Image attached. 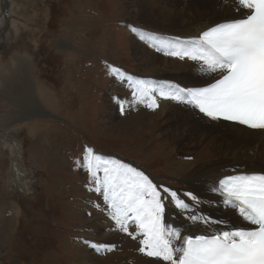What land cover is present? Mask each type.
Here are the masks:
<instances>
[{
	"label": "rangeland",
	"instance_id": "rangeland-1",
	"mask_svg": "<svg viewBox=\"0 0 264 264\" xmlns=\"http://www.w3.org/2000/svg\"><path fill=\"white\" fill-rule=\"evenodd\" d=\"M154 1L175 13L178 8L174 6H184L188 11L181 1ZM210 2L190 0L195 9H220L218 2ZM140 6L141 0H11L6 5V10L18 15L16 22L9 19L8 27L2 30L0 143L16 142L19 154L12 156L19 169L12 170L11 156L0 147V215L6 219L0 225V264H89L84 257L95 264L158 263L157 258L139 253L138 242L132 244L131 239L106 257L95 258L94 249L84 247L86 240L104 243L93 220L96 217L99 222L100 213H105L93 206L104 205L101 196L88 191L87 171L83 168L79 173L72 167L73 156L84 153L85 146L95 154L132 164L155 184L167 186L194 203L184 195L191 192L200 201L198 206L203 196L185 179L189 173L198 168L202 173L236 171L232 167L237 158L233 146L226 154L218 148L209 150L205 143L186 147L187 140L191 141L190 126L187 140L182 131L172 135L179 124L171 123L166 131V114L155 111L152 122L143 120L139 103H132L133 90L126 80L123 88L126 83L127 90L115 88L108 65L134 75L142 68L139 54L147 58L159 52L153 46L159 45L158 38L148 37L142 54L134 43L132 27L139 26L147 35L144 30L153 25L154 36L174 38L168 32L158 33L165 31L164 27H155V22L139 13ZM161 52L155 53L159 58L153 63L161 62L160 56L172 57ZM141 79L153 81L151 76ZM28 92L33 108L25 106ZM37 104L43 115L32 110ZM10 133L13 138L8 137ZM185 162L188 164L181 170ZM22 169L25 173L20 172ZM3 178L9 195L2 194ZM3 196L10 203L9 209L2 207ZM171 207L175 205L166 203V219Z\"/></svg>",
	"mask_w": 264,
	"mask_h": 264
},
{
	"label": "snow or ice",
	"instance_id": "snow-or-ice-1",
	"mask_svg": "<svg viewBox=\"0 0 264 264\" xmlns=\"http://www.w3.org/2000/svg\"><path fill=\"white\" fill-rule=\"evenodd\" d=\"M234 4L238 17L214 23L188 40L177 37L153 45L167 56L197 62L210 77L206 86L157 84L112 65H108L109 73L130 83L133 103L155 110L160 97L189 105L212 120L264 130V0H234ZM132 31L145 38L142 30L132 27ZM120 110L124 111L123 103ZM82 159L80 166L89 176L88 191L101 196L104 205L93 206L107 214L116 231L138 242L139 253L164 264H264V174H228L211 189L250 227L194 235L166 220V203L189 213L186 219L192 223L211 226L226 221L198 214L197 196L184 193L194 202L189 204L177 191L155 184L130 163L95 154L89 146ZM84 243L98 253L114 249L106 243Z\"/></svg>",
	"mask_w": 264,
	"mask_h": 264
},
{
	"label": "bare ground",
	"instance_id": "bare-ground-1",
	"mask_svg": "<svg viewBox=\"0 0 264 264\" xmlns=\"http://www.w3.org/2000/svg\"><path fill=\"white\" fill-rule=\"evenodd\" d=\"M163 1L165 3L167 0H163ZM171 1H173L174 3L175 0H170V2ZM176 1L177 2L181 1V3L182 2L185 3V5L188 7V11H186L187 13L184 11L185 9L184 6L181 8L180 6H174V8H178V10H180V11L177 10L175 13L174 10H170L167 9L166 7H162L157 1L141 0L142 6H140L139 13L145 14L146 15L145 17H147L148 20L155 22L156 24L155 27L156 26L164 27L162 30L165 31H158V33L168 32L174 35L173 39L170 38L167 39L163 35L152 36L149 34L156 33L154 31H151L153 30L152 27L153 25L148 26V29L144 30L146 26L140 24V27L148 34L145 35L144 39H141L140 36L136 34L133 40L134 43H138V47L140 48L142 54L145 52L146 49L145 42H146V38L148 37L152 38V40L158 38L157 42L168 41V40L174 41L175 38L177 37H179L181 41H184L193 37H197L201 33V31L207 29V27H209L214 23L223 22L227 19L234 18V17H228L229 15L233 16L240 14L237 11L238 6L234 4V0H214L215 3L216 4L219 3L218 6H220V9H218L217 11L214 10V7L211 10L200 9V8L195 9L194 7L196 6H193L190 3V0H176ZM199 1L202 2V0ZM206 1L209 4L212 2V1L210 2V0H206ZM9 2L11 4V0H0V46L2 45V30L3 29L5 30L8 27L9 19L16 22L15 18H17L18 15V13L17 15H15L13 12H12L13 14H11L12 10L11 11L9 9L6 10V5ZM205 4H206L205 6H207V3ZM7 7L10 8V5ZM227 11L229 12L228 15L226 13ZM232 12L234 14H232ZM176 18L181 19L178 20L179 22L178 24L176 23ZM202 19L203 22H201ZM11 20L10 22H12ZM11 24L12 26L14 25V23ZM166 28H172V29H166ZM173 45H174L173 47L178 46L175 44ZM155 53L159 55L160 53L163 54L161 51L153 52L151 56H148L147 58H143L142 55L138 53L140 55L139 59H140V64H142V68L137 72V74L131 76H134L139 79L146 76H151L153 78L151 80H153L155 83L156 81H160V82L169 81L175 84H179L182 87L203 86L209 82L207 81V79H210V77L204 75L200 71V65L197 62L188 59L178 60L175 57L160 56L159 60H161V62L156 61L155 63H153L154 58H159V56ZM158 73L159 75H157ZM123 81L125 80L114 77L115 88L116 89L121 88V90L123 89L127 90L128 87L126 83L128 84L130 83L126 80L125 83L126 87L123 88L124 85ZM23 90L25 89L23 88ZM130 90H133L132 86ZM31 98L32 97L30 95V92L25 93V100L27 101L25 106L29 108L34 107ZM157 103L159 105V107H157L158 109L156 108L157 110H153L150 108L148 110L147 107H144L143 104L139 103L138 108L141 109L139 112L144 118L143 120H147V122L149 121L152 122L157 113V112L155 113V111L160 112L161 115L166 114L165 116L166 131L170 128L171 123L174 122L175 124H179L178 127H175V130H173L172 135H174V132L178 133V131H182L183 132L182 136H184L183 138L187 140L186 138L187 130H189L188 129L189 126L191 127L192 130V132L190 133L191 141L187 140L188 143L185 142L186 145L188 144L186 147H193L195 145L197 146V144L202 146L203 143H205V145L208 146L209 150H211L212 148H218L220 149L221 153L226 154L228 148L230 146H233L234 152H236L235 156H237V158L235 159L236 160L235 164L232 165L233 169L236 170L234 172L232 168H229V170L232 171L227 170V171H221L219 173L216 172L202 173V169L198 168V170H195L193 173H189L187 178H185L193 186V188H195L196 191L203 196V203L201 206L196 207V212L202 215L203 217L210 218L211 220H222V221H226V223L215 224L211 226L205 225L203 223H192L191 221L186 219L189 213L187 212L182 213L181 210H178L176 207H171L169 209V215L166 220L169 223H172L173 226L182 227L188 233L194 235L210 234L212 231L217 229L228 230L229 228L250 227V225L246 221H244L234 209L230 207H226L222 202V198H220L217 193L211 191V189L214 187V185L218 182L220 178L228 174L264 172V169L262 168L264 167V160H262L264 159V131H254L247 129L243 126L237 125L236 123H228L220 120H212L208 117H205L203 114L199 113L198 110L193 109L191 106L184 105L172 100H166L158 97ZM21 105L24 106V103H22ZM41 109L42 107L37 104L35 106V109L32 110H35L36 111L35 113L37 114L43 115L40 112ZM27 111L31 112L29 110H25L24 112ZM44 116L51 117L49 115H44ZM11 124H12L11 121L10 124L7 123L6 128H8L9 125L11 126ZM206 128L209 130H207ZM210 129L214 130V132H212ZM5 131L7 133L9 130H5ZM12 136L13 135H11V137ZM16 145H17L16 142L14 143V142L2 141L0 143L1 148L9 151L8 153H10L9 154L10 156L15 155V157L17 153L19 154L18 149L17 148L15 149ZM205 158L207 159L208 157L204 156V159ZM214 160L216 161V159ZM186 164L188 163L185 162L181 170L185 168ZM205 166L206 165L204 164L203 167L205 168ZM13 167L14 166L12 164V170ZM241 167H245L246 169H243ZM186 202H188L189 204H193L192 202L189 201ZM213 203H216V205H214ZM94 218L95 219L93 220V222L97 225V229L101 237L100 239H103L104 243L106 244L114 245V249L111 252L98 253L94 249L93 256L95 258L106 257L107 255L110 254L113 255L115 251L125 243V240L131 239V237L127 236V234L115 230L114 222L111 221V219L107 216L106 213L103 214L100 213L98 217L99 222H96V217ZM86 241H90V240H86ZM132 241H133L132 244H134V242H137L134 240ZM84 247L87 248L89 247V245L85 244ZM83 261L89 264H95L92 260H89L86 257L83 258ZM152 262L154 261L151 260V263ZM157 264H164V262L158 261Z\"/></svg>",
	"mask_w": 264,
	"mask_h": 264
},
{
	"label": "crops",
	"instance_id": "crops-1",
	"mask_svg": "<svg viewBox=\"0 0 264 264\" xmlns=\"http://www.w3.org/2000/svg\"><path fill=\"white\" fill-rule=\"evenodd\" d=\"M48 99H49V98H48ZM47 101H48V100H47ZM15 115H16V113H15ZM10 117H12V116H10ZM21 121H22V120L19 119V122H20V123H22ZM17 122H18V120L16 121V123H17ZM19 122H18V123H19ZM6 129H7V128H6ZM8 137H11V136L9 135ZM16 141H17V139H16ZM9 142H14V141H11V140H10ZM17 142H18V141H17ZM14 143H15V142H14ZM18 143H19V142H18ZM14 145H15V144H14ZM18 146H20V145H18ZM16 147H17V145H16ZM8 152H9V151H8ZM9 154H10V153H9ZM11 159H12V158H11ZM22 160H23V158H22ZM12 162H13V161H12ZM16 163H17V161H16ZM13 166H14L13 169H16V172H18V169H19V168H18V165L15 164V163L13 162ZM72 167H73V169H74L75 171L81 173V170H80V169L75 168L73 165H72ZM20 172H22V173L25 172V169H24V170H23V169L20 170ZM20 172H19V173H20ZM11 175H12V173H9V176H11ZM14 179H15V178H14ZM3 182H4V178L2 179V188H3V190L5 191V193H4V191L2 190V194H4V195H5V194H8V195H9L8 190H7V186H5ZM14 182L17 183L16 180H12V181H11V183H14ZM5 184H6V182H5ZM17 189H18V188H17ZM5 198H6V197H4V196L2 197V207H3V208H8V209H9V208H10V206H9L10 203L7 204V201L5 200ZM17 210L19 211V209H17ZM5 212H7V211H5ZM8 212L11 213V217L14 216L13 211H8ZM0 218H1V219H0V225H1V224H2V219H3L4 221H5L6 219L2 218V215H0ZM9 221H11V220H9Z\"/></svg>",
	"mask_w": 264,
	"mask_h": 264
},
{
	"label": "water",
	"instance_id": "water-1",
	"mask_svg": "<svg viewBox=\"0 0 264 264\" xmlns=\"http://www.w3.org/2000/svg\"><path fill=\"white\" fill-rule=\"evenodd\" d=\"M11 158L13 159L12 161L16 164V158L14 156H11Z\"/></svg>",
	"mask_w": 264,
	"mask_h": 264
}]
</instances>
